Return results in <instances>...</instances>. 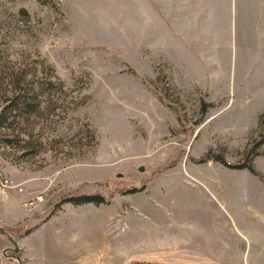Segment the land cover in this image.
Listing matches in <instances>:
<instances>
[{
  "label": "rangeland",
  "instance_id": "1",
  "mask_svg": "<svg viewBox=\"0 0 264 264\" xmlns=\"http://www.w3.org/2000/svg\"><path fill=\"white\" fill-rule=\"evenodd\" d=\"M44 1L0 0V111L22 69L43 102L0 128L1 168L22 188L0 194V228L33 230L29 253L87 219L98 264H264V142L245 157L264 113L262 0H217L205 21L204 0ZM76 194L105 202H60ZM5 237L0 264H14Z\"/></svg>",
  "mask_w": 264,
  "mask_h": 264
},
{
  "label": "trees",
  "instance_id": "2",
  "mask_svg": "<svg viewBox=\"0 0 264 264\" xmlns=\"http://www.w3.org/2000/svg\"><path fill=\"white\" fill-rule=\"evenodd\" d=\"M41 2L42 4H45L46 2L44 0H36ZM45 70H47V67L43 66L40 69H33L30 71L31 76H33V78H38L37 76H39L42 72H44ZM49 72V69H48ZM48 72H44L45 74ZM26 75V72L22 69L21 70V75L18 74L16 79L14 80L15 83H13L12 85V90L13 93L14 91L15 94L17 93V95H15V97L12 99L13 101V105H10L9 107H5L4 109H2L0 111V128H4V129H8L10 128V123H7L8 117L5 116V114H11L13 113L14 115H9L10 118L13 117L17 118L19 120L23 119V118H27L31 115H38L41 112L42 109V101H40L38 98H36V94H35V87H34V83L33 81H28L26 82L24 79V76ZM54 78V77H53ZM42 81H40L39 86L37 87V90L41 87L48 88V89H53L55 91L56 94H62V87L61 84H59V82H56V84L50 82V81H45L43 79H41ZM18 83H20L18 85ZM29 92L33 93L34 95L31 94L30 98H27L29 95ZM84 97L78 99L77 101L73 102V107L72 108H76L77 106L83 105L84 104ZM258 125H259V133H258V139L256 142V147H254L253 151L252 149H250L249 151H247L245 157H246V162L249 165L250 159L252 154L256 151L257 147L260 146L263 142H264V113L260 114L259 119H258ZM216 158V160H220L221 162L222 159H220L219 156L215 155L212 156L210 152H206L201 158L197 159L199 162L205 160L206 158ZM247 165V166H248ZM245 166V164L243 165V167ZM238 167H241V165H238ZM247 169H250V166L246 167ZM105 184V183H103ZM127 192H134V190H128ZM60 202L62 203H70L74 206L77 205H82V204H87V203H91L94 205H98V204H103L105 202L104 197L98 194H79V195H70L68 197H64L60 199ZM57 206V205H55ZM56 209V208H55ZM41 214L40 212L37 214L39 215ZM36 215V216H37ZM45 214H43V219L41 220L42 222L45 221L48 216H51V214L44 216ZM38 224L34 225L33 228L37 227ZM16 229L12 230V229H8L7 231V235H9L13 240L16 238L17 235L21 234H27L31 229H27L25 231H18L19 226L15 227ZM0 235H3L0 233ZM6 238V237H5Z\"/></svg>",
  "mask_w": 264,
  "mask_h": 264
},
{
  "label": "crops",
  "instance_id": "3",
  "mask_svg": "<svg viewBox=\"0 0 264 264\" xmlns=\"http://www.w3.org/2000/svg\"><path fill=\"white\" fill-rule=\"evenodd\" d=\"M205 5L204 7L209 6L208 11L205 9V14L202 16V18L205 21V18L212 17V7L214 4L217 3V0H204ZM257 2L261 0H256ZM264 3V0H262ZM210 31H212V26L208 24ZM168 30V29H167ZM201 37L206 40L207 34L204 33L202 30H200ZM9 198V196H8ZM7 198V199H8ZM5 199V200H7ZM21 203V202H20ZM21 207V206H20ZM77 208H82L84 210L83 205H77L75 206ZM48 220H50V216L45 221H41L38 223V225H45L49 224ZM84 220L81 218V228H77L76 224H70L67 230H63L62 236L57 235V231H60V228L58 227H52L48 228L46 235H45V241L44 245L42 247H32L31 252H26L24 249L25 247L22 245V241L33 231H29L27 234L24 235H17L14 239L17 248H18V254L19 257V263L20 264H98L99 261L95 257V254L91 253L90 247L86 240L89 237L88 229L84 230L83 225L88 226V221L86 219L85 223ZM39 226H37L35 229H37ZM34 229V230H35ZM55 233V235H54ZM60 236V237H59ZM9 258H13L10 257ZM16 263L17 261L13 258Z\"/></svg>",
  "mask_w": 264,
  "mask_h": 264
},
{
  "label": "built area",
  "instance_id": "4",
  "mask_svg": "<svg viewBox=\"0 0 264 264\" xmlns=\"http://www.w3.org/2000/svg\"><path fill=\"white\" fill-rule=\"evenodd\" d=\"M14 189L18 194L22 193V188L17 185H13L9 177L5 174L4 170L1 168L0 165V194L2 195L3 199L8 198V191ZM45 197L43 192H37L33 196L29 198H25L21 201L20 206L23 211L33 214L36 212L40 206L44 203Z\"/></svg>",
  "mask_w": 264,
  "mask_h": 264
},
{
  "label": "water",
  "instance_id": "5",
  "mask_svg": "<svg viewBox=\"0 0 264 264\" xmlns=\"http://www.w3.org/2000/svg\"><path fill=\"white\" fill-rule=\"evenodd\" d=\"M142 170H143V168L140 166L138 168V171L141 172ZM119 176H120V174L116 175V177H119ZM0 233L5 235L6 238L9 240V242L12 244V249H8L11 252V254L9 256L13 257L17 261V263L20 264L19 263V257L17 256L18 248H17V244H16L15 240H13L9 235H6V233L1 228H0Z\"/></svg>",
  "mask_w": 264,
  "mask_h": 264
}]
</instances>
